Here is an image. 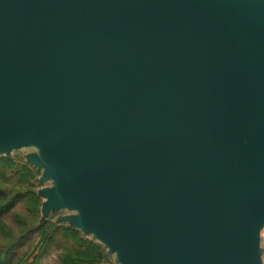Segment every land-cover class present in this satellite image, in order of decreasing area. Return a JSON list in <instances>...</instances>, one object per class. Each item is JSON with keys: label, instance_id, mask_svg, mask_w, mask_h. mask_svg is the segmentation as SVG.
<instances>
[{"label": "water", "instance_id": "95a60500", "mask_svg": "<svg viewBox=\"0 0 264 264\" xmlns=\"http://www.w3.org/2000/svg\"><path fill=\"white\" fill-rule=\"evenodd\" d=\"M41 219L119 264H262L264 0H0V157Z\"/></svg>", "mask_w": 264, "mask_h": 264}, {"label": "trees", "instance_id": "16d2710c", "mask_svg": "<svg viewBox=\"0 0 264 264\" xmlns=\"http://www.w3.org/2000/svg\"><path fill=\"white\" fill-rule=\"evenodd\" d=\"M16 164L9 157H0V176L4 171L15 169ZM33 169L22 166L15 171L18 186L23 187L33 179ZM15 189L3 191L0 189V213L7 212L16 201H22L25 210L32 215V219L21 228L18 237L11 234V239L5 244L0 243V264H10L11 254L15 245L21 240L23 234L32 231L39 232V238L33 250L29 253L30 258L19 260L15 264H39L42 257L56 252V264H101L106 257V249L98 242L85 237L80 231L73 229L67 224L49 223L41 219V200L33 189ZM31 187V186H30ZM19 197V199H18ZM19 217V216H18ZM0 229L6 227L0 224Z\"/></svg>", "mask_w": 264, "mask_h": 264}, {"label": "rangeland", "instance_id": "374dc122", "mask_svg": "<svg viewBox=\"0 0 264 264\" xmlns=\"http://www.w3.org/2000/svg\"><path fill=\"white\" fill-rule=\"evenodd\" d=\"M37 151L33 147H27L15 152H12L9 158L14 161L16 164L15 169L13 170H6L4 171V176H0V189L3 191H10L12 188L20 189L21 186H18V179L15 175V171L20 169L22 166H29L33 169V179L27 184L21 187V189H33L36 192L44 189V188H51L54 185L53 181H47L42 183L41 185L38 184V179L41 175V172H37L28 162L27 157L32 154L36 153ZM31 186V187H30ZM19 199V197H18ZM41 203L43 200L40 198ZM75 212L68 211V210H58L56 212H51L48 217L47 221L49 223H59V224H66L62 221V218L65 216L74 215ZM19 216V217H18ZM32 219V215L29 214L25 207L23 206L22 201H16L12 208H10L5 213H0V224H3L6 229H0V243L5 247V244L11 239V234L16 238L20 236L19 234L23 225L27 224ZM31 233L23 234L21 240L15 245V250L11 254V261L10 264H15L19 260H25L29 253L33 250L35 244L39 238V232L32 231V227H30ZM11 233V234H10ZM87 238H92V234H87ZM10 238V239H9ZM260 248H261V262L264 264V227L260 230ZM30 258V257H28ZM31 261V258L28 262ZM57 262V254L56 252H52L41 258L39 264H56ZM101 264H119L116 262L115 255H106L104 260Z\"/></svg>", "mask_w": 264, "mask_h": 264}]
</instances>
